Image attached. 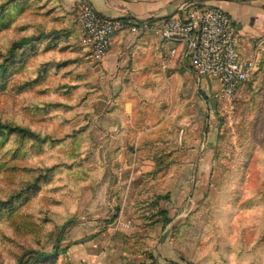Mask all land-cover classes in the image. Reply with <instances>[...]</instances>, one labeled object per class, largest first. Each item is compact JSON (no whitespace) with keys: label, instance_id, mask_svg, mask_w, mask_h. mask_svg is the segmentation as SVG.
<instances>
[{"label":"rangeland","instance_id":"rangeland-1","mask_svg":"<svg viewBox=\"0 0 264 264\" xmlns=\"http://www.w3.org/2000/svg\"><path fill=\"white\" fill-rule=\"evenodd\" d=\"M83 10L0 0V123L37 135L0 128V264H264V60L226 99L124 22L106 92Z\"/></svg>","mask_w":264,"mask_h":264},{"label":"built area","instance_id":"built-area-1","mask_svg":"<svg viewBox=\"0 0 264 264\" xmlns=\"http://www.w3.org/2000/svg\"><path fill=\"white\" fill-rule=\"evenodd\" d=\"M82 19L91 50L102 59L124 22L105 18L89 5L84 6ZM128 23L134 33L147 32L155 24L149 19ZM157 24L176 60L189 66L200 81L209 78L218 85L223 98L231 99L260 69L264 50L257 46L245 56L234 18L218 4L185 0L175 14Z\"/></svg>","mask_w":264,"mask_h":264},{"label":"crops","instance_id":"crops-1","mask_svg":"<svg viewBox=\"0 0 264 264\" xmlns=\"http://www.w3.org/2000/svg\"><path fill=\"white\" fill-rule=\"evenodd\" d=\"M73 6L89 5L100 15L109 19H119L128 17L134 19H149L155 24L146 34L152 31L159 32L160 26L157 24L165 18L175 14L179 6L185 0H68ZM216 2L228 11L234 18L240 37L241 52L247 56L257 46L264 50V0H202ZM120 31L113 37L112 47L109 53L100 63V68L104 72L101 78L110 81V91L119 93L124 87V76L127 63L125 48L127 42L120 39ZM151 35V34H150ZM162 39V37H161ZM163 40V39H162ZM164 41V40H163ZM176 59V58H175ZM182 63V62H180ZM186 65L185 63H182ZM187 66V65H186ZM100 78V77H99ZM100 78V79H101ZM205 83L210 87L213 85L209 78H205ZM212 84V85H211Z\"/></svg>","mask_w":264,"mask_h":264},{"label":"trees","instance_id":"trees-1","mask_svg":"<svg viewBox=\"0 0 264 264\" xmlns=\"http://www.w3.org/2000/svg\"><path fill=\"white\" fill-rule=\"evenodd\" d=\"M116 20H120V21H123V22L132 21L128 17H123V18H119V19H116ZM134 21H138V20L134 19ZM261 67H262V63H261L260 69H261ZM260 69H259V71H260ZM258 72L251 79H253L258 74ZM0 128H2L3 130H11L12 132H21V133H26V134L37 136L36 133L31 131L30 129H27V128H24V127H20V126H14V125H11V124H2V123H0Z\"/></svg>","mask_w":264,"mask_h":264}]
</instances>
